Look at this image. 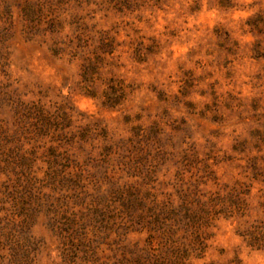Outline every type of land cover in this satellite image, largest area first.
Masks as SVG:
<instances>
[{"label":"rangeland","instance_id":"374dc122","mask_svg":"<svg viewBox=\"0 0 264 264\" xmlns=\"http://www.w3.org/2000/svg\"><path fill=\"white\" fill-rule=\"evenodd\" d=\"M19 102L69 118L24 144L52 205L26 264H136L156 215L209 200L191 264H264V0H0L10 133Z\"/></svg>","mask_w":264,"mask_h":264},{"label":"trees","instance_id":"16d2710c","mask_svg":"<svg viewBox=\"0 0 264 264\" xmlns=\"http://www.w3.org/2000/svg\"><path fill=\"white\" fill-rule=\"evenodd\" d=\"M13 105L17 117L12 123L13 131L9 132L8 125H0V169L16 175V189L9 190L5 185L8 190L1 192L3 198H0V264H6L5 261H8L7 264H26L30 250L36 245L32 228L38 215L43 213L41 209L50 204V201L46 202L42 198L43 196L40 197L41 190L37 191L35 183H30L32 177L25 166L31 162L32 151L25 149L24 144L67 127L66 122L69 120L46 114L42 108L35 105L29 106L20 102ZM10 168L11 170H8ZM212 206H215L214 200H209L208 203L198 201L195 208H187L185 205L178 211L153 216L154 221L149 223L152 226L149 231L154 233V236L149 238L156 240L158 247H151L138 254L134 263L191 264L193 259L203 258L209 248L208 240L211 236L206 229L215 214L209 209ZM227 212L233 213L232 208H227ZM244 235L250 245H264L262 232L250 230ZM5 249L9 250L8 257L2 254ZM208 264L242 262L233 258L227 262L212 261Z\"/></svg>","mask_w":264,"mask_h":264}]
</instances>
